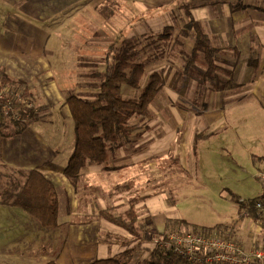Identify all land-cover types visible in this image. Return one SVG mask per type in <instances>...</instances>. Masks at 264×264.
I'll list each match as a JSON object with an SVG mask.
<instances>
[{
	"label": "crops",
	"instance_id": "0c3cea01",
	"mask_svg": "<svg viewBox=\"0 0 264 264\" xmlns=\"http://www.w3.org/2000/svg\"><path fill=\"white\" fill-rule=\"evenodd\" d=\"M191 17L201 24L211 44L220 48L219 70L209 77L201 65L197 72L188 67L186 73L184 65L177 63L185 49L169 55L174 42L190 46L188 50L193 47ZM166 28L170 31L164 35ZM122 32L133 44L128 52L147 61V72L163 74L164 84L154 100L162 98L160 112L152 104L143 117L132 118L141 136L112 149L111 166L128 168L88 162L76 178H70L64 169L74 145L70 143V155H64V138L50 135L43 124L63 122V131L69 121L71 127L66 97L95 98ZM219 71L228 72V81L234 80L230 89L219 82ZM263 74L264 0H0V76L21 83L25 97L35 106L22 133L3 137L0 132V160L13 167L39 168L54 183L59 199L55 229L42 228L22 208L4 205L16 222L12 227L19 225L25 234L18 240L25 255L13 256L24 264L50 259L59 264H89L108 257L141 264L150 259L151 236L185 218L175 213L173 194L153 192L155 168L136 167L171 151L174 157L188 160L198 136L209 126L225 122L221 119L225 101L235 107L258 103L264 107V83L249 82ZM199 88L205 92L202 107L193 102ZM210 91L216 93L215 102L210 101ZM154 111L158 119L153 118ZM56 113L61 116L55 118ZM159 142H165L161 149H157ZM230 202L236 212L217 225L218 233L236 238L248 249L264 247V223L244 217L237 202ZM131 205L138 212L134 232L101 214L110 210L125 216Z\"/></svg>",
	"mask_w": 264,
	"mask_h": 264
},
{
	"label": "trees",
	"instance_id": "16d2710c",
	"mask_svg": "<svg viewBox=\"0 0 264 264\" xmlns=\"http://www.w3.org/2000/svg\"><path fill=\"white\" fill-rule=\"evenodd\" d=\"M188 14L190 15L189 12ZM189 26L194 30L196 39L188 65L198 61L206 66V76H212L219 68L216 60L220 48L211 44L201 24L192 17ZM169 31L170 28H166L164 35ZM122 50L125 51L120 53L114 51L112 54V61H109L106 66L105 76L95 98H84L78 94H70L66 97L75 129L74 149L64 169V173L70 178H76L89 161L103 163L105 168H128L127 165L111 166L110 153L115 146L129 142L132 136L136 138L141 136L142 133L137 126L131 124V120L144 116L164 84L161 71L155 70L148 73L145 63L137 59L136 52L130 54L126 49L122 48ZM186 73H188L187 70ZM145 78H147L146 84L138 98L122 95V85L128 84L134 88H140ZM8 83L21 84L7 76H0V84ZM34 113L30 110V117L34 116ZM26 127V122L8 118L0 110V132L3 137L20 134ZM0 168L2 169L0 171V203L20 206L44 229L57 228L59 199L54 183L39 168L23 169L9 166L2 161H0ZM255 199H260L264 205V193ZM101 214L109 221L134 232L138 212L133 205L127 210L125 216L116 215L110 210H101ZM253 217L257 219L255 213ZM172 223L170 227L175 229L190 225L184 219ZM192 227L194 230L201 229L220 235L217 227L196 225ZM127 263L121 258L108 257L95 259L89 264ZM44 264L59 263L55 259H50ZM141 264H190V262L174 250L154 247L151 258Z\"/></svg>",
	"mask_w": 264,
	"mask_h": 264
},
{
	"label": "rangeland",
	"instance_id": "374dc122",
	"mask_svg": "<svg viewBox=\"0 0 264 264\" xmlns=\"http://www.w3.org/2000/svg\"><path fill=\"white\" fill-rule=\"evenodd\" d=\"M124 32H122L120 41L115 44V53L125 51L121 47L126 49V51L133 48L132 41L124 38ZM123 39L126 40V44H123ZM137 48H140V46ZM181 48L185 49L186 52L183 55L184 57L180 55L182 59L177 60V63L184 65V71L188 67L189 71H195L196 67L200 68V65L206 68V66L198 61L188 65L193 47L191 50H188L190 46L180 47V45L174 42L170 47V51L172 52L169 55L175 53L174 51L177 54V51ZM142 62L146 65L148 64L147 61ZM258 71L256 70L255 73ZM219 74L221 75V78L218 77L219 82L230 89L232 84H234V80L230 78L232 83L227 80L229 78L228 72L219 71ZM254 77L253 81L250 78V85L264 83V74ZM146 81L147 78L143 80L140 88H134L128 84L122 85V95L128 98H138ZM8 85L20 88L23 92L21 84L8 83ZM199 89L194 95L193 93L191 95H193L195 105L202 107L205 92ZM209 95L210 101L215 102V100H218L214 98L215 92L210 91ZM161 103L162 98L160 99L159 97L158 102L153 101L150 105L154 104L155 110L160 112ZM223 107L221 119L223 118L225 122L220 121V123L224 124H218L217 122L216 125L206 128L198 136L197 142L192 148L191 157L188 160L174 157V152L171 151L169 152V156L157 154L147 166L142 167L140 165L141 167H136L150 168L152 166L151 168H155L154 173L157 175L154 174V179H152V183L154 184L153 192L157 193L160 190L159 192L165 191L167 194L174 195L176 198L174 200L177 201L175 213H179L190 224L189 226H181V229L193 228L192 225L217 227L220 223H225L230 218V215L236 212L233 204L230 202L231 199L235 201L234 203L241 197L255 199V197H258L263 192L256 173L259 170H264V159L262 160L264 157V107L261 103L253 106L239 105L235 107L231 106L228 101L224 102ZM185 109L187 110V108ZM54 116L56 118L61 115L56 113ZM158 116L159 114L154 111L153 118L158 119ZM70 120L71 127L70 122L66 121L65 130L63 131L61 130L64 128V126H61L63 122L61 124L60 122H56L57 126H53L48 121L43 124L44 130L50 135L56 134V136L64 138V155L67 156L70 155L69 145L70 143L74 145L75 137L74 121L73 119ZM164 144L165 142H159L157 149H161ZM88 164L99 163L89 161ZM0 171H2L1 168ZM4 172L8 171L4 170ZM160 173L164 178L162 182L160 181ZM17 207L21 208L20 206ZM6 209L7 206L0 203V264H7L10 261L14 264H24L21 259L17 260L13 254L25 255L22 245L18 242L25 234L22 235L19 231V225L12 227L16 222L13 223L10 220L6 211H4ZM240 209L242 208L240 207ZM168 230H175V228L171 227ZM149 242L148 244L152 246L151 239H149Z\"/></svg>",
	"mask_w": 264,
	"mask_h": 264
},
{
	"label": "built area",
	"instance_id": "2783aa9c",
	"mask_svg": "<svg viewBox=\"0 0 264 264\" xmlns=\"http://www.w3.org/2000/svg\"><path fill=\"white\" fill-rule=\"evenodd\" d=\"M34 104L28 100L20 88L0 85V110L14 120L28 122L30 110ZM26 115H24V113ZM256 177L264 193V170ZM237 204L243 210V216L253 212L264 223V205L260 199L239 198ZM151 241L155 247L174 250L187 258L190 264H256L264 263V247L248 249L232 236H220L216 232L208 233L201 229L167 230L154 235Z\"/></svg>",
	"mask_w": 264,
	"mask_h": 264
},
{
	"label": "bare ground",
	"instance_id": "6f19581e",
	"mask_svg": "<svg viewBox=\"0 0 264 264\" xmlns=\"http://www.w3.org/2000/svg\"><path fill=\"white\" fill-rule=\"evenodd\" d=\"M255 212H253L249 217H246V218H254L253 217V214H254ZM241 214H243V210L241 209ZM256 214V213H255ZM256 216H257V214H256ZM254 219H256V218H254ZM257 220H259L260 221V219H259V217L257 216ZM261 222V221H260ZM152 242V241H151ZM155 247V246H154Z\"/></svg>",
	"mask_w": 264,
	"mask_h": 264
}]
</instances>
